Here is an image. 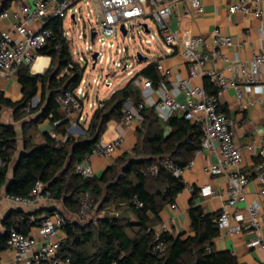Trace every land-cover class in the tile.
Instances as JSON below:
<instances>
[{"label":"trees","instance_id":"obj_1","mask_svg":"<svg viewBox=\"0 0 264 264\" xmlns=\"http://www.w3.org/2000/svg\"><path fill=\"white\" fill-rule=\"evenodd\" d=\"M21 0H0V15ZM48 27L53 38L39 53L51 58L50 68L42 75H32L29 67L19 69L17 78L22 87V99L12 102L0 93V118L4 107L14 111V119L22 120L35 115L34 123L49 120L53 131L66 140L51 134L44 143L35 145L32 136H26L24 150L14 164L12 179L8 173L17 154V130L12 124L0 120V189L9 183L8 195L28 198L37 182L45 185L51 200L61 201L71 213L77 214L84 193L94 201V209L105 215L90 224L79 225L66 220L61 230L64 238L60 254L70 264H238L228 251H215L213 240L219 236L216 220L221 213L205 214L194 200L188 210L193 236L182 239L164 232L157 237L153 227L160 222V214L167 205L186 188L182 177H176L163 164L165 158L180 168L187 167L202 149V130L180 115L162 122L154 109L140 111L142 125L137 130V144L130 154L117 158L100 176L82 177L75 167L91 154L111 121L120 123L125 102L135 105L143 102L141 90L131 79L122 89L102 101L103 107L95 111L88 129L82 136L67 133L69 120L61 117L57 98L67 90L76 89L86 68L72 62L69 42L61 33L62 20H52ZM67 72L63 71L67 69ZM63 73V74H62ZM138 76L150 79L158 88L162 80L157 62H150ZM209 95H217L218 88L204 79ZM41 88V89H40ZM41 91L37 107L26 112L27 104ZM168 129V131H167ZM157 167V173L150 172ZM195 195V194H194ZM48 212L45 217L49 216ZM40 213L12 211L0 229L1 254L7 250V239L12 229L29 234L39 227ZM152 217H149V215ZM164 243V249L156 246Z\"/></svg>","mask_w":264,"mask_h":264},{"label":"built area","instance_id":"obj_2","mask_svg":"<svg viewBox=\"0 0 264 264\" xmlns=\"http://www.w3.org/2000/svg\"><path fill=\"white\" fill-rule=\"evenodd\" d=\"M82 0H34L32 4H15L16 9L11 7L0 15V20L6 18L13 19V25L9 30L0 33V79H11L17 77L19 69L23 66L34 65L36 60L42 56L39 52L45 48L48 42L53 38L54 31L48 27L52 20H62L61 33L68 40L71 33L64 30L65 21L68 18L70 22L77 24V15L81 13L79 6ZM103 11V19L98 23L95 31V37L92 43L85 42V49L79 60H75L70 51L72 62L69 68L80 65V62L88 60L93 66V54L98 52L96 66H102L110 61L105 57L101 50L96 48V43L101 46L116 48L115 43L108 42L114 40L118 35H123L122 26L129 32L135 25L141 27L145 34L151 35L148 21H152L157 32L162 36L165 45L172 52V47H177L178 54L186 61L188 66V76L180 79L173 89H169L166 80V73L161 63L157 64L158 72L162 80L157 88L159 99L151 103L157 116L163 121L168 120L174 115H180L193 124L200 126L202 130V151L213 152L216 154V160L205 170L207 174L218 175L226 174L228 178V187L226 195L228 197L227 207L234 210H223L216 220L220 231L232 230L234 233L251 235L247 243L248 248H258L264 251V137L259 144L254 146L258 156L255 174L249 176L241 169L243 164V148L236 141L235 135L231 129L232 122L221 110L219 105V96L228 89H234L239 104H243L245 94L252 93L255 86H260L264 94V82L260 78V72L264 63V53L255 55L246 69V81L244 85L226 76L222 71L216 69H205L206 63L211 59L207 53L208 39L203 36L193 37L188 44H181L177 35L171 30L169 19L177 7L185 0H99ZM194 13H203V4L201 0H187ZM229 13L235 14H253L256 18L264 20V12L260 7V0H241L237 4L229 6ZM131 24V25H130ZM143 24H147L149 33H146ZM130 25V26H129ZM128 34V33H127ZM86 37V35H82ZM235 40L225 35L221 30L216 29L211 36V45L215 48L213 57H220L218 51L221 47H232ZM72 47V46H71ZM125 49H117V54L125 53ZM226 62L229 60L222 57ZM135 60L139 61L137 56ZM115 69L126 72L131 79L135 78L134 84L141 90H152L153 82L145 77L138 76L135 72V64L128 60H115L113 62ZM95 66V67H96ZM230 71H236L237 66L228 68ZM68 68L63 71L67 72ZM62 73V74H63ZM110 72L104 71L100 78L93 79L88 83L84 76L79 86L74 90H67L57 98L60 109L64 112H74L83 119L85 104L88 96L86 89L91 84L97 86L104 84L105 87H112V81L109 80ZM209 78L218 88L217 95H209L204 87V79ZM200 79L201 82L195 84ZM184 93L186 99L184 102L177 100V95ZM39 100L32 99L26 106L25 111L37 107ZM95 110L102 108V101L94 103ZM145 107L144 103L135 105L132 101L125 102L124 115L120 125L124 128H130L135 122H141L140 111ZM65 119V118H64ZM67 137L63 138V141ZM123 136L117 135L114 139L108 140L101 138L93 148L91 154L78 163L75 167L77 174L82 177H91L93 175L90 159L92 156L101 158H112L122 147ZM251 148V147H249ZM253 148V147H252ZM163 164L176 177H182L187 167L180 168L169 158H165ZM190 165V164H189ZM188 165V166H189ZM150 172L157 173V167H151ZM255 181L259 185L257 200L246 203L243 213L238 204L246 202V189L250 182ZM203 197L216 195V191L210 185L201 188ZM9 200L25 206H32L37 202L51 200V194L45 191V185L37 182L30 197L21 198L5 194L0 199ZM175 209L176 205L172 204ZM94 210V201L89 193H84L80 201L78 216L81 220H88ZM247 218V221L245 220ZM235 221L236 225L232 226ZM246 221V222H245ZM66 224V219L57 211H53L45 217L39 226L40 238H34L29 234H23L15 229L10 231L7 239V250L12 251L14 261L19 264H70L69 259H64L60 254L61 238L59 234L62 226ZM168 224H161V236L168 232ZM156 249L163 250L164 243L156 246Z\"/></svg>","mask_w":264,"mask_h":264},{"label":"crops","instance_id":"obj_3","mask_svg":"<svg viewBox=\"0 0 264 264\" xmlns=\"http://www.w3.org/2000/svg\"><path fill=\"white\" fill-rule=\"evenodd\" d=\"M240 1L241 0H201L204 11L201 14H197L193 12L189 2L185 0L174 9L169 19V25L171 30L177 35L181 44H188L193 37L197 36L207 38V53L211 56V59L206 63L205 69L222 71L226 76L239 82V84L244 85L248 64L255 55L264 53V20L256 18L253 14L246 15L241 12L230 14L228 11L229 6L237 4ZM33 2L34 0H21L20 3L32 4ZM15 4L16 3H13L11 5V10L14 9ZM260 7L264 12V0H260ZM12 25V18L0 20V33L9 30ZM216 29L221 30L223 34L232 37L235 40V44L232 47L219 48L218 51L220 57L218 56L217 58L214 57L212 59V54L215 51V48L211 45V36ZM156 35L163 40L162 36L158 32H155V34L149 35V39H147L146 42H154L156 40ZM168 49L169 48L165 43L163 48L157 46V51L155 52L156 57L141 62V68L138 72L152 61L157 62V64L161 63L166 73L165 77L167 85L169 89H173L180 79H184L188 76V66L186 61L178 54L177 47H172V52L170 53ZM222 57L227 58L229 61L226 62ZM40 59L44 60L39 62ZM234 65L237 66L236 71H230L228 68H231V66L233 67ZM50 66L51 58L42 55L30 68V73L32 75H42L50 68ZM96 67L92 66L93 69ZM260 78L262 82H264V63L261 68ZM200 82L201 80L197 79L195 84ZM91 87L92 86L86 89L88 96L82 120H80V115L78 113H68L60 109L61 117L68 119L70 122L67 127V133L71 136L78 137L84 135L96 111L92 107L95 102L90 101ZM113 87L114 83L112 82V87L109 89H113ZM116 91V89H113L110 96ZM0 93L4 98L9 99L12 102L20 101L23 94L18 78L14 77L9 80L0 79ZM142 96L143 103L147 109H153L151 103L159 99L157 88L154 87L152 90L142 91ZM35 98L40 101V90ZM176 98L179 102H184L186 99L184 93L178 94ZM97 102H100V100ZM219 105L221 110L232 122L231 129L235 135L236 141L238 145L243 148V164L241 169L247 175L253 176L255 174L256 165L259 161L254 146H257L264 137V94L262 93L260 86H255L252 93L245 94L243 104L241 105L237 101L234 89L231 88L219 96ZM13 114L14 111L11 108L4 107L0 118L3 124L14 125L18 133L17 154L8 173L9 180L13 177V168L16 160H18L19 153L24 150L25 134L26 136H32V142L35 145L43 144L44 136L48 133L51 134L52 137L58 138V140H63V137L57 135L53 131V125L49 120L34 123L36 119L34 114L22 120H15ZM141 125L142 121L135 122L130 128H124L115 121L108 123L107 130L102 137L111 140L121 134L123 136L122 147L112 158L92 156L90 159L93 172L92 176L102 175L117 158L132 152L137 144V130ZM215 160L216 154L213 152L200 150L195 154L194 159L191 161L190 165L187 166L183 174L186 188L176 197L175 202L173 203L176 205V208L174 209L171 204L163 209L160 214V222L153 227L155 233L160 234L161 224L167 223L168 232L174 237L181 236L182 239H186L193 236L194 234L191 231V221L188 215L192 200H194L195 206H201L205 214L221 213L225 209L229 210L230 213H234L233 209L227 207V175H210L206 173L205 169L214 163ZM206 185H210L212 189L216 191V195L203 197L201 195V188ZM258 191L259 185L257 182H250L246 189V202L238 204V208L243 213L246 212V203L258 199ZM5 194L6 185L0 189V199H2ZM18 210L27 213L45 212L39 216L40 218L45 217L48 212L57 211L66 220L79 225L90 224L91 222L96 224V221L105 215L104 212L98 213L97 211H94L88 220H81L78 214L69 212L61 201L45 200L37 202L32 206H25L4 199L0 204V229H2V223L8 214L12 211ZM101 213L102 215H100ZM149 217H152V215L150 214ZM245 220L247 221V218ZM235 225L236 222L233 221L232 226ZM39 230V227H33L29 231V235L39 239ZM219 232V236L213 240V248L215 251L230 252L237 258L238 264H264V251L258 248H248L247 246V243L252 237L251 235L234 233L232 230H219ZM59 237L61 239L64 238L62 230ZM0 264L19 263L14 261L12 251L6 250L1 254Z\"/></svg>","mask_w":264,"mask_h":264},{"label":"rangeland","instance_id":"obj_4","mask_svg":"<svg viewBox=\"0 0 264 264\" xmlns=\"http://www.w3.org/2000/svg\"><path fill=\"white\" fill-rule=\"evenodd\" d=\"M79 6L81 8V13L77 15V24L70 22L67 18L64 27L66 32L71 33L69 39L72 47L69 45V48L70 51L72 48L73 57L77 61L79 60V57L82 56V52H84L85 42L92 43L91 31L97 29L98 23L103 19V11L99 0H82ZM14 8L16 9L15 5ZM148 24L151 34H155L157 29L153 22L148 21ZM82 35H86V37H83ZM147 39H149V35L145 34L141 27L135 25L132 29H129L127 36L118 35L114 40H108L110 43H115L116 48L105 47L96 43V48L101 50L105 57H109L110 61L102 66L99 64L95 69L92 68V63L89 60L88 64L86 62H80L81 67L86 68L84 73L85 80L90 83L93 79L100 78L102 69H104V71L110 72L109 80L114 83L113 89H120L130 81L131 77L127 76L126 72L122 73L121 70L115 69L114 71L113 62L115 60H128L135 64L134 71L138 72L141 68V62L135 60L137 53H141L150 60L151 58L156 57L155 52L157 51V46L161 48L164 47L163 40L157 35L156 40L152 43L146 42ZM117 49H125L126 52L123 54H117ZM91 86L90 101L95 103H97L98 100H107L113 90L105 87L103 83L99 86L96 84H91ZM94 211L96 212L94 209L91 214H93ZM100 215H102V213Z\"/></svg>","mask_w":264,"mask_h":264},{"label":"water","instance_id":"obj_5","mask_svg":"<svg viewBox=\"0 0 264 264\" xmlns=\"http://www.w3.org/2000/svg\"><path fill=\"white\" fill-rule=\"evenodd\" d=\"M143 27H144V29H145V31L147 32V33H149V29H148V26H147V24H143L142 25ZM122 32H123V35L124 36H127V30L122 26ZM95 31H93L92 33H91V38L93 39L94 37H95ZM137 58H138V60L140 61V62H144V61H146L148 58L147 57H145V56H143L141 53H137ZM97 57H98V52H96V53H94L93 54V56H92V58H93V67H95L96 66V62H97ZM72 131H73V129H72ZM15 170V168H13V171ZM8 186H9V183L6 185V193H7V189H8Z\"/></svg>","mask_w":264,"mask_h":264},{"label":"bare ground","instance_id":"obj_6","mask_svg":"<svg viewBox=\"0 0 264 264\" xmlns=\"http://www.w3.org/2000/svg\"><path fill=\"white\" fill-rule=\"evenodd\" d=\"M44 59H40V61L39 62H42Z\"/></svg>","mask_w":264,"mask_h":264}]
</instances>
